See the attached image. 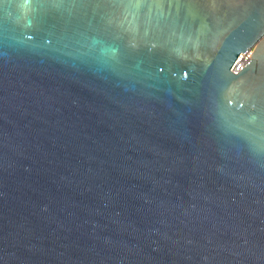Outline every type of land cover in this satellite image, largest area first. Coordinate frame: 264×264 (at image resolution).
I'll list each match as a JSON object with an SVG mask.
<instances>
[{
  "label": "water",
  "instance_id": "1",
  "mask_svg": "<svg viewBox=\"0 0 264 264\" xmlns=\"http://www.w3.org/2000/svg\"><path fill=\"white\" fill-rule=\"evenodd\" d=\"M0 264H264V0H0Z\"/></svg>",
  "mask_w": 264,
  "mask_h": 264
},
{
  "label": "built area",
  "instance_id": "2",
  "mask_svg": "<svg viewBox=\"0 0 264 264\" xmlns=\"http://www.w3.org/2000/svg\"><path fill=\"white\" fill-rule=\"evenodd\" d=\"M249 59H250V54L246 55V56L243 58L244 63H245L247 60H249ZM243 60H242V61H243Z\"/></svg>",
  "mask_w": 264,
  "mask_h": 264
},
{
  "label": "bare ground",
  "instance_id": "3",
  "mask_svg": "<svg viewBox=\"0 0 264 264\" xmlns=\"http://www.w3.org/2000/svg\"><path fill=\"white\" fill-rule=\"evenodd\" d=\"M242 64L244 65L245 63H244V60L242 61Z\"/></svg>",
  "mask_w": 264,
  "mask_h": 264
}]
</instances>
